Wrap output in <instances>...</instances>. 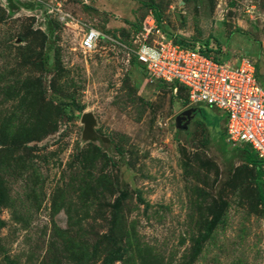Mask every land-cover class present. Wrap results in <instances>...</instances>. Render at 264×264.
<instances>
[{"label":"rangeland","instance_id":"obj_1","mask_svg":"<svg viewBox=\"0 0 264 264\" xmlns=\"http://www.w3.org/2000/svg\"><path fill=\"white\" fill-rule=\"evenodd\" d=\"M148 13L264 82V0H0V264H264L256 166L226 115L200 104L177 129L183 87L80 47L89 26L133 47Z\"/></svg>","mask_w":264,"mask_h":264},{"label":"built area","instance_id":"obj_2","mask_svg":"<svg viewBox=\"0 0 264 264\" xmlns=\"http://www.w3.org/2000/svg\"><path fill=\"white\" fill-rule=\"evenodd\" d=\"M100 42L128 50L130 58L135 57L149 79L183 87L188 106L203 104L223 112L228 140L248 145L264 167V82L249 58L215 59L202 51L204 45L177 43L160 31L151 13L146 15L133 47L120 36L95 26L83 32L80 47L90 51Z\"/></svg>","mask_w":264,"mask_h":264},{"label":"trees","instance_id":"obj_3","mask_svg":"<svg viewBox=\"0 0 264 264\" xmlns=\"http://www.w3.org/2000/svg\"><path fill=\"white\" fill-rule=\"evenodd\" d=\"M155 18L156 19H159L160 16L157 12H155ZM109 33V32H108ZM113 36H116L114 33H113ZM169 36V35H168ZM124 40V39H122ZM175 42L177 43H180L182 45H185V46H193L191 45V43H188L186 41H182L180 38L178 37H174L173 39ZM125 42H127L126 40H124ZM208 45H206V49L210 50L209 48L210 47H207ZM205 47V45H204ZM206 49L202 50L205 54L209 55L207 52H206ZM215 59H218V58H215ZM131 61H133L134 63H138L135 59V57H131L130 58ZM139 64V63H138ZM257 73V72H256ZM258 76V75H257ZM243 148H246V156L244 157L245 158V161H247L248 163L250 164H253L254 166H256V174H255V179L259 182V185H258V195H259V198H260V203L264 206V167H263V162L261 159L258 158V156L250 149V147L248 145H244Z\"/></svg>","mask_w":264,"mask_h":264},{"label":"water","instance_id":"obj_4","mask_svg":"<svg viewBox=\"0 0 264 264\" xmlns=\"http://www.w3.org/2000/svg\"><path fill=\"white\" fill-rule=\"evenodd\" d=\"M199 108L190 106L187 109L181 111L178 115H176L175 122L176 128L185 130L188 128L190 121L194 118L196 111ZM81 122L84 123L83 135L87 138L92 136V126L95 124V117L91 112H85L81 116ZM102 141L108 142L109 140L102 136Z\"/></svg>","mask_w":264,"mask_h":264},{"label":"flooded vegetation","instance_id":"obj_5","mask_svg":"<svg viewBox=\"0 0 264 264\" xmlns=\"http://www.w3.org/2000/svg\"><path fill=\"white\" fill-rule=\"evenodd\" d=\"M193 107H196V106H193ZM197 108H198V107H197ZM194 113H195V116H196L197 112H194ZM195 116H194V117H195Z\"/></svg>","mask_w":264,"mask_h":264},{"label":"crops","instance_id":"obj_6","mask_svg":"<svg viewBox=\"0 0 264 264\" xmlns=\"http://www.w3.org/2000/svg\"><path fill=\"white\" fill-rule=\"evenodd\" d=\"M107 26H109V25H107ZM236 60V59H235ZM234 59H233V61H235Z\"/></svg>","mask_w":264,"mask_h":264}]
</instances>
